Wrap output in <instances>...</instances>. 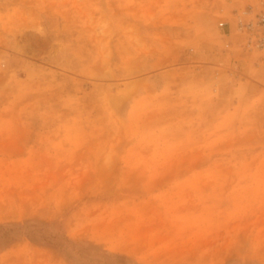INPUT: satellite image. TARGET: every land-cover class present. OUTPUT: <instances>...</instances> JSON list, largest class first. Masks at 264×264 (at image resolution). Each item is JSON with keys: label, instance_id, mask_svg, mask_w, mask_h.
Listing matches in <instances>:
<instances>
[{"label": "rangeland", "instance_id": "1", "mask_svg": "<svg viewBox=\"0 0 264 264\" xmlns=\"http://www.w3.org/2000/svg\"><path fill=\"white\" fill-rule=\"evenodd\" d=\"M262 2L0 0V264H264Z\"/></svg>", "mask_w": 264, "mask_h": 264}, {"label": "crops", "instance_id": "2", "mask_svg": "<svg viewBox=\"0 0 264 264\" xmlns=\"http://www.w3.org/2000/svg\"><path fill=\"white\" fill-rule=\"evenodd\" d=\"M222 24L223 26L218 27L219 28L218 29V37H219L218 39L220 41V45L225 44V46L226 45L228 46V49L218 50L216 52L217 56H214V59H212L213 63L215 64L206 65L204 64V61L201 62L203 59L199 58V60H197L198 62H195V65L193 64V66L202 67L203 69L214 70L215 72L214 77H215V74H218L217 73L218 71L220 72L222 71V69H226L228 72H230V74L232 73L234 74L235 73H238V74L246 73L247 74L248 73L250 75V72H251V74L254 75L253 78L259 81H264V74L263 72L261 73L259 65L256 64V63L260 64V61H262L260 60V57L257 58V56H253V55H250V53H245V52L240 55L237 53V48L242 42H244L245 37L237 33L236 16L232 14L229 18H227L226 20H223ZM241 58H245L250 61L249 66L246 68L247 70L246 69L243 70L241 66H238V59H241ZM242 63L246 65L245 61H243ZM254 68H256V71ZM210 81H212V79Z\"/></svg>", "mask_w": 264, "mask_h": 264}, {"label": "built area", "instance_id": "3", "mask_svg": "<svg viewBox=\"0 0 264 264\" xmlns=\"http://www.w3.org/2000/svg\"><path fill=\"white\" fill-rule=\"evenodd\" d=\"M246 14L252 15L249 20L241 18L238 30L247 36V41L242 48L245 51H264V2L258 9H253ZM223 25V24H222Z\"/></svg>", "mask_w": 264, "mask_h": 264}]
</instances>
